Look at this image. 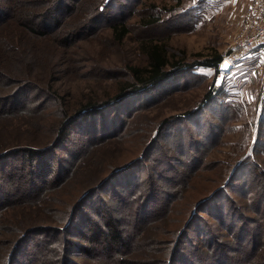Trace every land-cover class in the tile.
<instances>
[{
  "label": "rangeland",
  "instance_id": "1",
  "mask_svg": "<svg viewBox=\"0 0 264 264\" xmlns=\"http://www.w3.org/2000/svg\"><path fill=\"white\" fill-rule=\"evenodd\" d=\"M244 2L0 0V150L50 146L63 113L132 81L144 42L161 41L184 62L226 57ZM28 22H43L45 34ZM120 104L70 121L36 162L49 163L50 176L34 201H25L32 173L21 156L0 160V264H264L256 61L184 72ZM107 215L122 236L110 250L91 236L109 232Z\"/></svg>",
  "mask_w": 264,
  "mask_h": 264
},
{
  "label": "trees",
  "instance_id": "2",
  "mask_svg": "<svg viewBox=\"0 0 264 264\" xmlns=\"http://www.w3.org/2000/svg\"><path fill=\"white\" fill-rule=\"evenodd\" d=\"M55 10H58V8L54 7L52 11L47 12L46 14V16L49 17V24L53 26L58 24L53 14ZM28 23L29 24L24 23V26H26L27 31L31 34L38 36H43L45 34V30H42L44 26L43 22L40 24L31 22ZM112 31L114 37H116L118 40L123 39L127 35L126 27L121 24L114 26L112 28ZM158 42L151 40L140 45L141 53L145 56L144 66H129L128 71L131 74L132 81L122 84L115 94L102 100L88 101L87 103L82 104L74 113H71L69 115H67V113H63V117L58 123V128L55 130V137H53V139H51L50 141V146L44 148V146L35 147L30 145H19L7 148L11 146L9 145L6 147L7 149H4L3 151L2 149L0 150V160L5 158L6 155H9L10 158L12 156H21L22 162L20 167L22 169H26L25 167L27 166L29 168V172L32 173L31 176L27 178L29 179L28 181H30L33 189L31 190L32 193L28 192L26 200L24 199L25 201L30 202L35 200L34 197H31L32 195H36L34 194V188L39 184H43L42 180H44L46 172L50 169V164L43 162L41 163L43 164V170H40L41 164H37L36 162L40 161L39 158L41 156H44L46 150L52 148L54 144H57L65 139L66 134L71 126L70 121L75 120L79 117H88L95 115L98 113L99 109L110 106L112 104H125V102L127 101L132 103L143 94L148 93L150 90L158 87L159 85L169 82L171 78L183 74L184 72L187 73L198 68H213L215 73L218 72L217 67L222 59L221 55L215 54L212 57H208L203 60L184 62L180 58H175V56L169 55L165 43H161V41ZM211 94L212 93H209L206 96L207 99L211 98ZM127 106H129V104L125 105V107ZM70 172H67L68 176L71 174ZM49 176L50 174H46V177ZM45 180H47V178ZM47 187H49V185ZM11 197L12 196H10V198ZM105 218L107 222L105 226L109 229V232H101L102 234L100 235L92 232L91 236L103 237V241L106 243L105 246L107 250H110L112 248V243L120 244V242L122 241V236L118 230L116 231L113 225L116 221L113 219L111 220L108 215ZM88 230L91 231L90 226H88Z\"/></svg>",
  "mask_w": 264,
  "mask_h": 264
},
{
  "label": "built area",
  "instance_id": "3",
  "mask_svg": "<svg viewBox=\"0 0 264 264\" xmlns=\"http://www.w3.org/2000/svg\"><path fill=\"white\" fill-rule=\"evenodd\" d=\"M239 0H232V4ZM241 23L233 40V49L221 59L218 71L226 72L233 63L253 59L259 73L264 70V0H248L244 2ZM223 63L227 66L223 69Z\"/></svg>",
  "mask_w": 264,
  "mask_h": 264
},
{
  "label": "water",
  "instance_id": "4",
  "mask_svg": "<svg viewBox=\"0 0 264 264\" xmlns=\"http://www.w3.org/2000/svg\"><path fill=\"white\" fill-rule=\"evenodd\" d=\"M227 66V64L226 63H223V67H226Z\"/></svg>",
  "mask_w": 264,
  "mask_h": 264
}]
</instances>
